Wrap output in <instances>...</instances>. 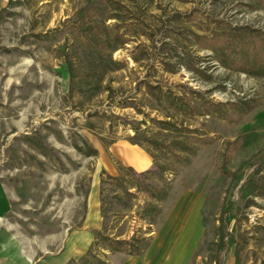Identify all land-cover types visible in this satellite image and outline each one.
Here are the masks:
<instances>
[{
    "label": "rangeland",
    "instance_id": "rangeland-1",
    "mask_svg": "<svg viewBox=\"0 0 264 264\" xmlns=\"http://www.w3.org/2000/svg\"><path fill=\"white\" fill-rule=\"evenodd\" d=\"M88 5L129 37L91 98L65 60ZM154 161L168 169L146 183L164 198L133 188L125 208L109 182L104 217L102 175ZM0 178L16 236L0 237V264H118L130 253L110 239L152 237L192 244L188 264H264V0H0Z\"/></svg>",
    "mask_w": 264,
    "mask_h": 264
},
{
    "label": "trees",
    "instance_id": "trees-1",
    "mask_svg": "<svg viewBox=\"0 0 264 264\" xmlns=\"http://www.w3.org/2000/svg\"><path fill=\"white\" fill-rule=\"evenodd\" d=\"M89 1V0H87ZM85 8V9H84ZM81 9V17L85 19L80 25V34L77 39H75L71 46L75 50V57H71L69 53H66L65 60L68 62V67L71 71V82L70 87L72 91H79L80 93L87 94L90 98L99 94L103 90H108L109 86H104L103 81L107 73L118 70L124 67V63L113 58V52L122 46H124L128 41L129 37L127 31L123 30V23L125 19L119 13H114L110 11L104 16L100 21L98 20L97 11L100 10L98 6H85ZM109 19H116L115 23L106 24ZM213 43L211 41L205 45L207 48H211ZM77 51V52H76ZM244 69V66H241ZM158 88L160 93L165 91L161 86L155 87L154 85L147 84L148 91L155 93V89ZM164 129H169L172 126L176 127L172 121L169 119H158L157 120ZM136 134L132 138V142L140 144L137 139L138 128H135ZM175 148L183 152H188L191 148L183 141H174ZM79 150H82L86 155H92L97 153V149L87 145L86 149L76 144ZM154 156V155H153ZM155 168L158 169L160 173L165 172L168 167L165 165H160L157 161H154L153 167L145 170L144 172H137L133 167H121L125 170V175H110L103 176L101 178V213L105 217L107 209L105 205L107 204V194L106 184L115 186L119 188V191L114 190L112 199L122 200L124 202V207L129 208L133 205V201L136 198V192L131 189L135 188L136 191L148 192L149 195L158 200L164 198V194H159L156 192L158 188L157 185L152 186L150 183H146L147 175L152 172ZM105 171H103V174ZM160 175L159 179H162ZM249 179L247 185L244 187V196L255 194V190H251V181ZM157 208V207H156ZM147 222L150 221L147 217H143ZM135 237V236H134ZM110 238V237H108ZM107 248L110 250H127L130 254H139L143 252L147 246L148 242L146 239H142V245H132V241L127 239L114 238L110 239ZM145 240V241H144ZM104 261H100V264H105Z\"/></svg>",
    "mask_w": 264,
    "mask_h": 264
},
{
    "label": "crops",
    "instance_id": "crops-1",
    "mask_svg": "<svg viewBox=\"0 0 264 264\" xmlns=\"http://www.w3.org/2000/svg\"><path fill=\"white\" fill-rule=\"evenodd\" d=\"M11 195L7 186L0 178V237H16L9 234L10 222L8 213L11 207ZM2 232H6L2 236ZM176 244L170 246L164 237H152L150 245L139 254H128L118 264H188L193 252V245H189L183 254L178 251Z\"/></svg>",
    "mask_w": 264,
    "mask_h": 264
},
{
    "label": "bare ground",
    "instance_id": "bare-ground-1",
    "mask_svg": "<svg viewBox=\"0 0 264 264\" xmlns=\"http://www.w3.org/2000/svg\"><path fill=\"white\" fill-rule=\"evenodd\" d=\"M136 159V158H135Z\"/></svg>",
    "mask_w": 264,
    "mask_h": 264
}]
</instances>
